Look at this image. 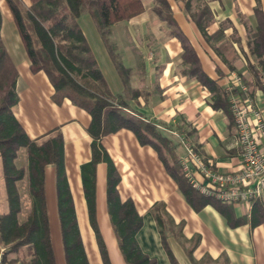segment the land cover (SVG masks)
Listing matches in <instances>:
<instances>
[{
	"label": "crops",
	"instance_id": "obj_1",
	"mask_svg": "<svg viewBox=\"0 0 264 264\" xmlns=\"http://www.w3.org/2000/svg\"><path fill=\"white\" fill-rule=\"evenodd\" d=\"M152 1L150 4L147 0L149 10H146L141 0L143 13L118 22L110 29L108 41L126 70L124 79L120 77L92 19L87 15L79 19H87L84 23L88 33L83 28L82 31L108 90L112 95L123 94L132 111L143 120L154 123L178 144L179 163L186 156L181 136L213 170L237 172L241 161L239 150L232 148L235 128L222 110L213 108L212 93L198 80L188 77L189 66L184 62L182 44L177 37L169 35L166 22L152 10ZM166 1L176 27L193 50L205 76L223 90L228 99L229 77L233 74L240 76L247 88L246 95H250L264 117V85L263 79H260L261 86L257 85L255 73L261 68L254 53V39L260 22L264 29V0ZM22 2L30 6L29 0ZM201 4L209 8L213 17L205 33L191 18V13ZM0 12L1 39L18 74V104L13 109L14 116L31 140H39L54 130L60 131L66 177L88 262L102 264L99 252L95 256L98 247L89 223L81 179V166L91 160L92 138L87 132L91 117L69 99L60 98L44 72L31 71L5 0H0ZM90 36H94L93 45ZM250 86H254L252 93H249ZM99 143L120 176L117 186L120 201L131 200L142 218V227L135 236L137 244L155 264H264V221L255 226L250 221L231 226L212 205L198 211L192 209L154 149L140 145L134 134L126 129L103 137ZM26 164L27 159L17 166ZM188 166L194 178L201 181L195 163L190 162ZM106 177L107 165L100 162L95 171L97 226L110 264H126L110 222ZM45 196L56 264H65L53 166L45 170ZM224 205L230 208L235 219L249 220L255 209L254 203L251 206ZM156 215L167 221L162 227L164 240ZM88 248L94 256L93 262Z\"/></svg>",
	"mask_w": 264,
	"mask_h": 264
},
{
	"label": "trees",
	"instance_id": "obj_2",
	"mask_svg": "<svg viewBox=\"0 0 264 264\" xmlns=\"http://www.w3.org/2000/svg\"><path fill=\"white\" fill-rule=\"evenodd\" d=\"M5 0L30 61L33 73L44 72L60 98L69 99L84 109L91 117L87 132L92 138L91 160L81 166V179L87 204L88 218L94 231L102 264H110L106 246L98 230L95 209V171L100 162L107 165L106 201L111 226L118 248L126 264H155L140 250L136 234L142 227V218L131 200L121 202L117 186L120 176L110 157L99 141L108 135L126 129L134 134L142 146H150L157 153L166 171L184 194L187 203L198 211L212 205L231 226L251 222L255 226L264 221V198L254 202L251 218L235 219L227 205L216 202L194 190L184 177L176 154L177 143L165 135L152 122L143 120L130 109L123 94L112 95L97 65L90 45L85 38L79 19L89 16L112 57L122 79L126 70L118 62L108 41L111 27L128 21L144 11L141 0ZM153 12L169 27V35L177 37L183 47L187 75L198 80L213 97L212 106L222 110L229 123L235 127L227 94L201 71L193 50L176 27L166 0H154ZM191 18L202 33L212 22L209 8L201 4L191 13ZM262 22L255 34L254 53L260 66L256 72L258 87L264 78V29ZM2 15L0 12V33ZM17 71L11 62L0 35V160L8 211L0 214V263H6L8 255L26 249L29 260L22 264H56L52 247L49 218L45 196V170L55 169V191L59 232L65 264H89L83 246L69 189L65 167L63 140L60 131L54 130L39 140H31L14 116L18 104L16 93ZM254 86L249 87L252 93ZM264 88V87H263ZM232 93L245 99L241 91ZM248 93V94H249ZM248 95L247 97H249ZM251 99V98H250ZM25 151L27 164L18 167L19 151ZM26 181L31 208L27 219L20 223L21 198L17 184ZM156 223L161 229L166 220L158 215ZM173 261V259H171ZM19 262L18 259L13 264Z\"/></svg>",
	"mask_w": 264,
	"mask_h": 264
},
{
	"label": "built area",
	"instance_id": "obj_3",
	"mask_svg": "<svg viewBox=\"0 0 264 264\" xmlns=\"http://www.w3.org/2000/svg\"><path fill=\"white\" fill-rule=\"evenodd\" d=\"M233 89L240 90L244 95L247 93L241 77L234 74L229 77L226 92L235 125L232 148L239 150L240 169L233 173L213 170L196 155L191 145L181 136L180 142L184 146L186 156L180 165L189 185L201 195L221 204L251 206L264 198V117L252 99L247 96L242 99L232 93ZM190 162L199 168L201 181L191 174L188 166Z\"/></svg>",
	"mask_w": 264,
	"mask_h": 264
},
{
	"label": "rangeland",
	"instance_id": "obj_4",
	"mask_svg": "<svg viewBox=\"0 0 264 264\" xmlns=\"http://www.w3.org/2000/svg\"><path fill=\"white\" fill-rule=\"evenodd\" d=\"M142 1L144 3L146 10H149L147 0H142ZM152 2L153 1L150 0V4ZM147 12H149V11H147ZM153 16L155 17V15H153ZM85 18H88V17H85ZM86 20L87 19L82 18L81 20H79V24H80L81 28H83V31L88 33L87 28H86L85 23H84V21H86ZM94 30H96V29H94ZM94 32H96V31H94ZM88 35H90V34H88ZM90 37H91L90 42L93 45L94 36H90ZM112 61H113V59H112ZM118 62H120V60H118ZM113 63H114V61H113ZM114 65H115V63H114ZM25 160H26L25 151L23 149H21L19 151V158H18L16 164L18 166H20L23 162H25ZM17 187H18V190L20 193V198H21V213L19 214L18 219H19L20 223H23L29 215L31 203H30V197L28 195L27 188H26V181L24 180V181L19 182L17 184ZM5 197H6V193H5L4 181L2 179V165H1V160H0V214L6 213L8 211V205H7ZM3 252L0 250V255H2ZM87 252H88V255L90 256L91 261L93 262L94 256L92 255L90 248H88ZM96 252H98V250L95 251V256H96ZM111 255H112V253L110 254V256ZM0 259H1V257H0ZM15 259L19 260V264H22L23 260H26V261L29 260L26 249H23L21 251V253H19L18 255H16V254L8 255L6 257V264H13V261Z\"/></svg>",
	"mask_w": 264,
	"mask_h": 264
}]
</instances>
